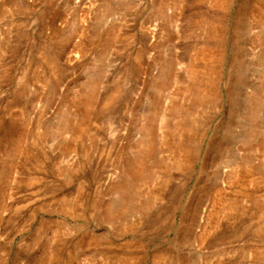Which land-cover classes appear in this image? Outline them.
Instances as JSON below:
<instances>
[{
	"label": "rangeland",
	"instance_id": "374dc122",
	"mask_svg": "<svg viewBox=\"0 0 264 264\" xmlns=\"http://www.w3.org/2000/svg\"><path fill=\"white\" fill-rule=\"evenodd\" d=\"M220 1L0 0V264H264V0Z\"/></svg>",
	"mask_w": 264,
	"mask_h": 264
},
{
	"label": "bare ground",
	"instance_id": "6f19581e",
	"mask_svg": "<svg viewBox=\"0 0 264 264\" xmlns=\"http://www.w3.org/2000/svg\"><path fill=\"white\" fill-rule=\"evenodd\" d=\"M212 1H214V0H212ZM215 1H220V0H215ZM221 2V1H220ZM219 2V3H220ZM250 6V5H249ZM252 6H253V4H252ZM257 6L255 5V7H253V8H256ZM247 8H250V7H247ZM258 10L260 9V7L259 8H257ZM251 10V9H250ZM257 10V11H258ZM256 11V10H255ZM254 11V12H255ZM256 11V12H257ZM252 12V11H251ZM260 12V11H259ZM250 13V12H249ZM255 15V14H254ZM256 16V15H255ZM257 18H258V16H256ZM254 18V17H253ZM206 21L207 20H205V23H206ZM210 21V20H209ZM207 24V23H206ZM191 66V65H190ZM190 68V67H189ZM191 68H192V66H191ZM191 68H190V70H191ZM193 71H194V69H192ZM191 70V71H192ZM190 71V72H191ZM194 74H196V73H194ZM193 74V75H194ZM192 79V81H194V79H195V77L194 78H191ZM193 84H191L190 85V83H189V85L187 84V88L186 89H190L191 90V86H192ZM193 88V87H192ZM196 89H198V88H196ZM109 98H110V96H109ZM184 112V111H183ZM169 116V115H168ZM162 118H164V119H166L167 118V116L166 117H162ZM163 120V119H162ZM184 121V120H183ZM64 122V121H63ZM179 122H180V120H179ZM62 123V122H61ZM61 123H59V125H61ZM65 123H67V122H65ZM65 123H63V124H65ZM164 123V122H163ZM184 124V122H182L181 121V123H179L178 124V126H181V124ZM70 124V123H69ZM171 124V123H170ZM66 126V125H65ZM165 126H166V124H165ZM170 126V125H169ZM68 128V127H67ZM170 128V127H169ZM54 129V128H53ZM50 130V129H49ZM55 130H57V129H55ZM64 130V129H63ZM61 131V130H60ZM64 132V131H63ZM66 132V131H65ZM73 132V131H72ZM177 147H180V146H177ZM70 148V147H69ZM68 148V149H69ZM148 149H149V146H146V147H144L143 146V150H147V152H148ZM179 149V148H178ZM127 170H128V168H127ZM128 171H126V174H125V172L124 173H122L121 174V179L119 180V181H117V186L116 187H118V188H121V187H124V181H127V179H129L128 178ZM139 173V172H138ZM131 199V197H129V200ZM131 201H132V199H131ZM130 201V202H131ZM126 203H128V195L126 196ZM126 203L125 204H123V205H121V206H118V208H117V206L115 207V208H112V207H110V208H107V211H105L106 213H105V216L109 219V220H112V219H115L116 217H120V216H122V215H124V214H127V212H128V209H130L129 207H128V205H126ZM131 206H132V204H131ZM131 210V209H130ZM191 263V262H190Z\"/></svg>",
	"mask_w": 264,
	"mask_h": 264
}]
</instances>
